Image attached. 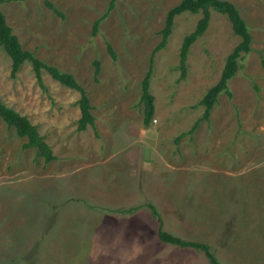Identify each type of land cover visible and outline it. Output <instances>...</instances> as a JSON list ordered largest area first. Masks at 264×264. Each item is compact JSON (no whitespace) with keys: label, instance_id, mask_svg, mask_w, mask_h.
Here are the masks:
<instances>
[{"label":"rangeland","instance_id":"374dc122","mask_svg":"<svg viewBox=\"0 0 264 264\" xmlns=\"http://www.w3.org/2000/svg\"><path fill=\"white\" fill-rule=\"evenodd\" d=\"M4 1L24 49L73 74L96 120L80 131L81 94L46 71L42 88L29 62L13 77L0 48L2 101L38 127L57 158L46 163L24 148L27 139L0 119V264H211L202 250L162 242L161 227L213 247L222 264H264V0H226L249 26L252 51L210 120L179 144L240 43L227 16L212 10L183 79V40L202 14L176 18L154 58L155 115L145 127L142 81L182 0H117L97 34L111 0Z\"/></svg>","mask_w":264,"mask_h":264},{"label":"trees","instance_id":"16d2710c","mask_svg":"<svg viewBox=\"0 0 264 264\" xmlns=\"http://www.w3.org/2000/svg\"><path fill=\"white\" fill-rule=\"evenodd\" d=\"M116 1L117 0H111L108 11L104 14V16L95 22L94 34L98 33L100 23L114 8ZM4 2V0H0V48H3L7 55L11 58L12 76H16L23 64L29 62L32 65L39 85L42 88H45L43 82V72L46 71L52 79L61 85L71 90L78 91L81 94V98L79 100L81 118L78 121V129L80 131L86 130L89 125L94 127L96 119L92 113L93 107L85 88L78 82L73 74L62 71L56 66L45 63L43 60L39 59L34 52L24 49L19 37L14 34L13 29L7 22L5 13L1 9V5ZM47 5L56 13L61 14L59 10L50 2H47ZM212 10L227 16L232 24L233 33L241 40L239 45L227 57L219 82L208 90L200 102V105L205 107L204 115L195 124L191 131L182 133L178 136L176 140V143L178 144L186 135L193 136L201 121L210 120L211 112L215 104L218 102L221 94L229 93V82L240 70V58H242L243 54H249L252 51L253 37L249 26L242 17L238 8L231 1L226 0H182L167 14L165 27L161 31L162 40L152 53L149 70L142 81L141 102L144 106L143 124L145 127H149L155 115V97L150 92V78L153 73L154 58L156 54L167 46L168 40L172 35L173 28L175 26V20L178 16L185 13L202 14L195 30L184 38L181 47L179 68L181 70V78H185L187 74V61L190 48L195 42L204 37L210 25ZM107 47L110 55L115 60L117 55L114 48L110 43L107 44ZM262 66L264 68V60L262 61ZM100 71V61L96 59L95 77L100 74ZM0 119H2L9 128L14 129L18 137L27 139V143L24 144V148L35 149L37 156L39 158H43L46 163H51L57 159L52 151L53 148H51L45 141V138L40 134L38 127L32 124L27 116H24L15 111L13 108L7 106L2 101L1 97ZM150 207L154 214L160 218V213L156 206L150 204ZM158 236L160 240L166 244L182 248L188 247L202 250L205 252L206 257L209 259L211 264H222L214 255V252H212L211 247L206 243L184 239L167 230H164L162 227L158 230Z\"/></svg>","mask_w":264,"mask_h":264},{"label":"crops","instance_id":"0c3cea01","mask_svg":"<svg viewBox=\"0 0 264 264\" xmlns=\"http://www.w3.org/2000/svg\"><path fill=\"white\" fill-rule=\"evenodd\" d=\"M215 228H217L219 231H220V233H221V231L224 229V227H217V226H215ZM168 231V230H167ZM172 233V232H171ZM174 234V233H173ZM221 239V238H220ZM191 241H195V240H191ZM197 242H199V241H197ZM212 249V252H214V249H213V247L211 248ZM215 253V252H214Z\"/></svg>","mask_w":264,"mask_h":264}]
</instances>
